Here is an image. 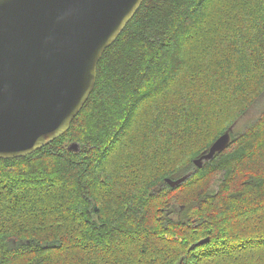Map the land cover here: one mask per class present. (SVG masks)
<instances>
[{"label": "trees", "instance_id": "trees-1", "mask_svg": "<svg viewBox=\"0 0 264 264\" xmlns=\"http://www.w3.org/2000/svg\"><path fill=\"white\" fill-rule=\"evenodd\" d=\"M263 97L264 0H144L71 128L0 159V264H264V106L194 164Z\"/></svg>", "mask_w": 264, "mask_h": 264}, {"label": "water", "instance_id": "water-1", "mask_svg": "<svg viewBox=\"0 0 264 264\" xmlns=\"http://www.w3.org/2000/svg\"><path fill=\"white\" fill-rule=\"evenodd\" d=\"M143 2L0 0V159L32 154L71 128L95 88L104 52ZM235 125L194 160L196 167L227 148ZM80 149L79 142L68 146ZM190 176L166 181L176 187Z\"/></svg>", "mask_w": 264, "mask_h": 264}, {"label": "rangeland", "instance_id": "rangeland-1", "mask_svg": "<svg viewBox=\"0 0 264 264\" xmlns=\"http://www.w3.org/2000/svg\"><path fill=\"white\" fill-rule=\"evenodd\" d=\"M264 106V97L261 98L260 101H258L250 110V112L245 115L244 117H242L238 122L237 124L235 125V128H234V131H240L242 130L245 125L247 124V122H249L250 120L254 119L257 115H258V112L259 110L261 109V107ZM73 143V142H72ZM71 144V143H70ZM69 144V145H70ZM68 145V146H69Z\"/></svg>", "mask_w": 264, "mask_h": 264}]
</instances>
